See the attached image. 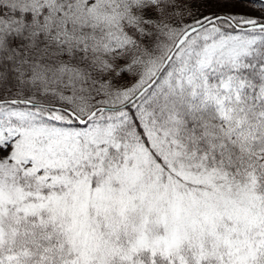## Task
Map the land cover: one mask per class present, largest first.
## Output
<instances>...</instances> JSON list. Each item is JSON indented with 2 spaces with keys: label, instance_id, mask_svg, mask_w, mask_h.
<instances>
[{
  "label": "snow or ice",
  "instance_id": "6c2138e0",
  "mask_svg": "<svg viewBox=\"0 0 264 264\" xmlns=\"http://www.w3.org/2000/svg\"><path fill=\"white\" fill-rule=\"evenodd\" d=\"M0 264H264V0H0Z\"/></svg>",
  "mask_w": 264,
  "mask_h": 264
}]
</instances>
